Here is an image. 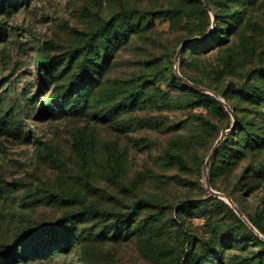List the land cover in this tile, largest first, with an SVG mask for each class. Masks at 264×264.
<instances>
[{"label":"rangeland","instance_id":"1","mask_svg":"<svg viewBox=\"0 0 264 264\" xmlns=\"http://www.w3.org/2000/svg\"><path fill=\"white\" fill-rule=\"evenodd\" d=\"M208 2L0 0V264H264V0Z\"/></svg>","mask_w":264,"mask_h":264},{"label":"trees","instance_id":"2","mask_svg":"<svg viewBox=\"0 0 264 264\" xmlns=\"http://www.w3.org/2000/svg\"><path fill=\"white\" fill-rule=\"evenodd\" d=\"M109 38H110V34L108 33V31H106L104 33V40H105L106 43L108 42ZM52 62H53V59H40L39 66H40L41 69H43V71L47 72L48 74H52L53 75L54 74V67H52ZM91 63L98 64L99 60L97 61L95 59L87 58L86 59V66L87 67L83 68L81 73L78 74L77 76H75L74 80L76 82H79V83H83L84 82V84H86L87 80H90L92 78V72L88 68V64H91ZM215 93H217V92H215ZM90 94H91V89H87V92H85L84 96H87V95H90ZM217 94L219 96H221L219 93H217ZM210 99L213 102H215V104L218 105L220 108L222 107L223 104L219 100H215L214 98H210ZM229 106L231 107L230 104H229ZM72 107H75V108L77 107V101L72 102L71 99H70V96L68 95V93H63L61 95L60 102H57V108L58 109L70 110ZM231 109L235 112L236 117H237V122H236V125L234 127V131H236L237 127H238V124L240 123V120L238 118V115H237L236 111L232 107H231ZM6 127H7V123L5 121H0V132L1 133L4 132ZM249 140H252V138L249 137ZM228 141H229V139L227 138V135H226L225 139L221 142V144L223 142H224L223 144H226ZM221 144H220V147H223V145L221 146ZM199 205H200L199 202L192 201V202L184 203L182 206H183V209H190V208H196ZM134 218H135L134 214H131L129 216V220H133ZM251 224L257 229V231H259V233L262 234V232L260 231V228L257 226L258 224L256 222H253V223L251 222ZM123 225H124V220L123 219H118L117 222L115 223V227H119L120 228ZM50 229H52V228L42 229L41 231L42 232H51ZM54 233H55L54 231L51 232L52 236H50V241H49L48 244H41L36 239H33L29 244L28 243L24 244L23 248L25 249L26 247H30L31 255L38 257V256L48 255L49 251H50L48 249H49L51 244L53 245L54 242L60 241L61 244L70 245V243H71L70 238H62V239L58 240L59 238ZM16 258H17V256L10 257V259H16ZM177 264H199V255L197 253H195L194 251H192L191 249H189L186 252L185 256L179 259Z\"/></svg>","mask_w":264,"mask_h":264},{"label":"water","instance_id":"3","mask_svg":"<svg viewBox=\"0 0 264 264\" xmlns=\"http://www.w3.org/2000/svg\"><path fill=\"white\" fill-rule=\"evenodd\" d=\"M204 1V4H205V6H206V8L209 10V11H211L212 9H211V7H210V5H209V2H208V0H203ZM175 70H176V73H177V76L187 85V86H189V87H191V88H194V89H196V90H200V91H202V92H205V91H207V89H205V88H201L200 86H198V85H195V84H193L192 82H190L189 80H187V79H185L181 74H179L178 72H177V68H175ZM223 105H224V107L226 108V110L227 111H229L230 112V114H231V116H232V118H233V122H234V124H233V127H232V129H234V127H235V125H236V122H237V117H236V114H235V112L231 109V107L229 106V104H227L226 102H225V100L224 99H222L217 93H215V92H213L212 93ZM225 136H226V132H224L223 134H222V136H221V138L218 140V142H217V144H216V146H215V148H214V153H217V149L219 148V146H220V144H221V142L225 139ZM207 184H208V188H209V183L207 182ZM210 191H211V193L213 194V195H215V196H217V197H221V198H223L224 196L222 195V194H220V193H218V192H214V191H212L211 189H210ZM227 198V197H226ZM227 200L229 201V204L235 209V211L237 212V214L242 218V220L259 236V237H261V238H263L264 239V237H263V235H261L260 233H259V231H257V229L249 222V220L245 217V215L243 214V212L233 203V201L230 199V198H227Z\"/></svg>","mask_w":264,"mask_h":264}]
</instances>
